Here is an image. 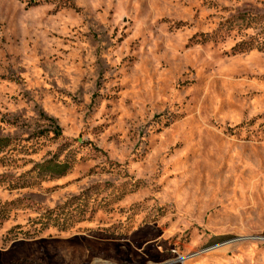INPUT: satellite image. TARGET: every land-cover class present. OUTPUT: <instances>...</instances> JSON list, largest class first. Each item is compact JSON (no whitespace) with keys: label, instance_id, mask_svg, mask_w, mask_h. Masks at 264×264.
Here are the masks:
<instances>
[{"label":"rangeland","instance_id":"374dc122","mask_svg":"<svg viewBox=\"0 0 264 264\" xmlns=\"http://www.w3.org/2000/svg\"><path fill=\"white\" fill-rule=\"evenodd\" d=\"M0 264H264V0H0Z\"/></svg>","mask_w":264,"mask_h":264},{"label":"trees","instance_id":"16d2710c","mask_svg":"<svg viewBox=\"0 0 264 264\" xmlns=\"http://www.w3.org/2000/svg\"><path fill=\"white\" fill-rule=\"evenodd\" d=\"M55 133L57 135H60L61 134V128L58 125L55 127ZM65 167H66V165H64L62 163H57L55 165L54 169L65 168Z\"/></svg>","mask_w":264,"mask_h":264}]
</instances>
